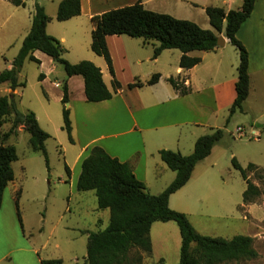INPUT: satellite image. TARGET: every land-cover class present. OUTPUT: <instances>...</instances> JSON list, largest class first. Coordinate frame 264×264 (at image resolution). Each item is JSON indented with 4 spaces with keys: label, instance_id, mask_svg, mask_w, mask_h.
Listing matches in <instances>:
<instances>
[{
    "label": "rangeland",
    "instance_id": "1",
    "mask_svg": "<svg viewBox=\"0 0 264 264\" xmlns=\"http://www.w3.org/2000/svg\"><path fill=\"white\" fill-rule=\"evenodd\" d=\"M59 1L25 0L26 6L16 7L8 1L0 0V72L12 66V62L18 56L23 40L31 28V16L38 2H44L46 13L52 16L49 32L53 34V27H57L58 31L69 34L63 54L67 61L75 64L80 61H90L88 58H92L103 65L107 64L103 57L91 50L90 20L86 17L78 18V23L74 25L75 29L70 24L56 20ZM178 1L162 0L160 3H152L148 6L151 8L149 10L195 22L205 30H213V28L203 6L213 4L228 8L227 5H223V0H193L194 3ZM127 2L128 0L98 1L104 7H116L123 3L126 6ZM242 2L243 0H235L232 8H240ZM220 36L226 38L224 34ZM124 37L130 44H137L138 40L129 36ZM154 44L158 43L150 42L148 51L153 50ZM225 51L233 54L238 50L232 44H228ZM228 64L226 62V65ZM45 66L47 71L49 68L47 62ZM57 67L58 71L52 80L56 78L62 82L66 74L61 65L57 64ZM104 70L109 90L114 91V78L110 70L109 72L105 68ZM41 72L39 64L29 60L25 62L19 73V81L24 83V87L18 89L15 101L19 112H34L41 128L50 134L46 142L48 165L42 153L32 150L29 144L30 135L24 127L18 128V131L24 130L23 132L3 141V134L11 127L12 117L3 128H0V142L15 146L19 156V160L13 163L16 186L15 188L13 184L9 186L0 212V264H33L35 259L38 262L39 259H61L63 264H87L88 235L84 229L91 228L95 232L106 228L110 221V212L98 210L94 191L79 192L76 184L71 183L72 177L67 167L75 168L74 160L79 153V145L71 142L67 132L63 130L64 105L59 100L63 92L62 87L55 89L49 82L44 83L40 79ZM76 78L82 80L80 77ZM71 84L73 98L77 99L81 96L79 84L76 81ZM6 90L5 85H0V96L6 95ZM65 106L67 107V104ZM78 111H81V108H78ZM260 112L259 110L254 114L238 112L227 124L229 111H219L210 126L223 128L225 131L223 139L215 145L208 158L196 165L189 183L170 200V207L185 213L194 228L202 235L228 240L244 235L253 239L257 258L226 264H264V131L262 130L264 117H261ZM255 116L258 121L255 120ZM251 125L258 133L259 139L251 134L253 131ZM211 127H206L207 134L213 132L209 129ZM239 127L244 129V136L237 132ZM191 150L181 147L184 155H190L194 145ZM233 158L237 159L243 169H247L251 163L258 167L247 171L250 181L259 189V195L250 196L248 203L243 201L247 184L241 171L234 167ZM157 161L161 163L158 157ZM80 168L81 163L76 174ZM168 173L172 172L168 170ZM156 176L158 179H165V175H159V172H153L151 175L152 178ZM163 188L158 185L151 187L150 190L159 194L166 187ZM18 190H21L19 212L23 228L15 203ZM97 220L99 222L95 226ZM168 223L158 222L153 225L151 256L138 250L133 251L132 255L142 257L141 264H179L180 230L174 222ZM4 227L7 228L8 234Z\"/></svg>",
    "mask_w": 264,
    "mask_h": 264
},
{
    "label": "trees",
    "instance_id": "2",
    "mask_svg": "<svg viewBox=\"0 0 264 264\" xmlns=\"http://www.w3.org/2000/svg\"><path fill=\"white\" fill-rule=\"evenodd\" d=\"M16 7H24L25 0H9ZM256 0H243L242 6L226 11L222 7L208 6L205 9L213 30H205L195 22L177 19L169 14L159 13L144 7L143 0L115 10L105 12L91 18L93 25L91 50L105 59L114 78V91H110L103 80L101 69L90 61L72 64L67 61L62 44L47 33L50 17L45 8L37 4L32 18L31 29L23 40L18 56L12 62V68L0 72V85L7 84L12 91L24 87L19 81V73L27 60L40 64L34 56L40 51L49 56L53 62L63 67L68 78L80 76L84 80V91L87 102L98 103L113 98L121 88L115 79L113 63L107 46L108 36H129L142 39L145 43L157 42L153 59L158 58L165 50H179L182 53L180 66L191 69L201 63L200 57H191V52H209L218 48L221 34L229 40L239 52L238 80L236 82V99L229 110L230 119L238 112L243 113L244 105L250 93L249 53L237 33L243 23L253 12ZM81 15V0H61L57 10V20L64 22ZM42 78V75L40 76ZM160 78L154 75L148 82L156 84ZM169 82L181 95L190 90L183 83L170 78ZM135 82L129 88L142 87ZM63 96V130L72 137L71 111L65 105L69 103L67 82L62 85ZM12 117L11 127L3 134V141L18 134V128L30 135L29 144L34 152L48 155L46 142L50 134L44 131L34 112L21 113L17 109L15 95L0 96V128H3ZM264 131V126H262ZM223 129H215L211 134L197 139L194 151L190 155H182L172 150H161L159 156L167 167L176 173L175 179L163 192L152 195L143 182L137 179L128 163L121 162L109 155L103 148L94 147L83 160L81 173L77 183L79 192L94 191L98 210H109L110 221L106 228L88 233L87 264H141L142 257L132 255L134 250L151 256L153 242L151 229L157 222H174L181 235L179 264H226L242 260H252L258 254L253 246V239L239 235L232 239L211 237L200 234L191 224L185 213L170 207V198L191 180L196 165L210 156L213 147L224 137ZM19 160L16 147L0 142V210L5 189L15 180L13 163ZM234 167L241 171L247 189L243 194L244 203L250 196H258L259 189L249 179L247 171L257 169L249 164L243 169L236 158ZM70 174V169L67 167ZM16 192V208L23 228L19 212V195ZM41 264H63L61 259L41 260Z\"/></svg>",
    "mask_w": 264,
    "mask_h": 264
},
{
    "label": "crops",
    "instance_id": "3",
    "mask_svg": "<svg viewBox=\"0 0 264 264\" xmlns=\"http://www.w3.org/2000/svg\"><path fill=\"white\" fill-rule=\"evenodd\" d=\"M4 1L9 2V0ZM98 1L81 0V15L62 23L70 24L75 29L74 25L78 23V18L86 17L91 22V18L94 16L125 6V3H123L116 7H104ZM161 1L143 0V5L145 8L151 9L148 5L160 3ZM44 2H38V4L45 8ZM178 2L194 3L193 0H179ZM233 2L235 0H223V5H227V9L219 5L211 4L210 6L222 7L229 11L233 9ZM127 3L130 6L135 4L136 0H128ZM203 7L206 9L208 6ZM34 12L31 16V25ZM48 16L51 20L47 26V33L59 40L64 50H66L64 45L68 41L69 34L58 31L57 27H53L52 31L54 33L51 34L49 26L52 16ZM237 38L249 53L250 93L245 102L243 113L250 112L254 114L259 110L262 113L261 117H264V0H256L253 12L241 26ZM136 40H138L136 41L137 44L132 45L125 39L124 35L107 37L114 76L121 84V88L112 99L98 103L87 102L82 77L68 78L66 76L62 82L56 78L52 80V77L58 71L57 64L40 51L34 53V56L40 61L39 65L42 70V78L40 79L44 83L49 82L50 86L55 89L61 88L65 82L68 85V107L71 111L72 137L73 142L79 145V153L74 160L75 168H70L72 177L70 180L71 183L76 184V188L81 168L77 174L76 170L80 163L82 165L91 149L97 146L103 148L109 155L119 161L128 163L137 179L145 184L147 191L152 195H158L151 192V187L161 185L165 188L171 184L176 176V173L162 162L159 152L165 149L182 154L181 147L189 150L193 149L197 139L207 134L206 127H211L210 123L218 112L222 110L229 111L236 99L237 68L240 58L238 51L233 54L225 51L226 46L230 44L227 38H225L223 46H218L213 51L189 53L188 55L191 57L201 58V63L189 70L181 68L182 53L179 50H165L158 58L153 59V51L158 44H154L153 50L148 51L150 42L145 43L142 39ZM88 59L101 69L103 80L109 88L104 70L105 68L109 72L107 64L103 65L92 58ZM46 62L49 65L47 71L45 70ZM226 62L229 64L226 65ZM10 68L12 66H9L8 69ZM156 74L160 75L158 82L150 85L148 82ZM76 77H80L82 80L79 81ZM170 78L183 83L190 92L187 95H181L169 82ZM73 81L78 82L81 91V96L77 99L73 98L74 92L71 84ZM135 82H140L143 86L129 88V85ZM4 85L7 88L6 95L14 94L16 98L19 88L12 91L7 84ZM62 96L63 92H61L59 100H62ZM78 108H81V111H78ZM255 120L258 121L256 116ZM251 127L253 131H256L253 125ZM209 129L223 128L211 127ZM23 131L19 130L18 133ZM157 157L160 158L161 163L157 161ZM168 170L172 173H168ZM153 172H159V175L164 174L165 179H158L157 176L152 178ZM14 182L15 180L5 189L0 212L9 186L11 184L14 188L16 186ZM98 222L99 220H97L95 226ZM84 232L88 235L89 232H94V230L85 228ZM33 264H41V259H39V262L35 259Z\"/></svg>",
    "mask_w": 264,
    "mask_h": 264
},
{
    "label": "built area",
    "instance_id": "4",
    "mask_svg": "<svg viewBox=\"0 0 264 264\" xmlns=\"http://www.w3.org/2000/svg\"><path fill=\"white\" fill-rule=\"evenodd\" d=\"M237 132H238L239 135H241V136H244V135H245V133H244V129L241 128V127H239V128L237 129ZM251 134H252L254 137H256L257 139H259V137H258V133H257L256 131H252Z\"/></svg>",
    "mask_w": 264,
    "mask_h": 264
},
{
    "label": "water",
    "instance_id": "5",
    "mask_svg": "<svg viewBox=\"0 0 264 264\" xmlns=\"http://www.w3.org/2000/svg\"><path fill=\"white\" fill-rule=\"evenodd\" d=\"M224 43H225V39H224V37L220 36V37L218 38V46H223ZM67 107H68V104H67Z\"/></svg>",
    "mask_w": 264,
    "mask_h": 264
},
{
    "label": "bare ground",
    "instance_id": "6",
    "mask_svg": "<svg viewBox=\"0 0 264 264\" xmlns=\"http://www.w3.org/2000/svg\"><path fill=\"white\" fill-rule=\"evenodd\" d=\"M6 225V224H5ZM8 226V225H7ZM5 228V230L7 229L6 227H4ZM9 229H11V228H9ZM7 231V230H6ZM10 232V236H12V230H10L9 231ZM4 233H6V232H4ZM7 234H8V231H7Z\"/></svg>",
    "mask_w": 264,
    "mask_h": 264
}]
</instances>
